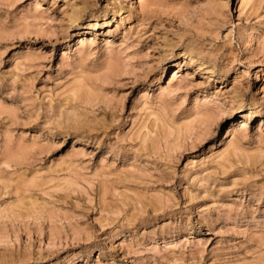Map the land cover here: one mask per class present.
<instances>
[{"label": "rangeland", "instance_id": "obj_1", "mask_svg": "<svg viewBox=\"0 0 264 264\" xmlns=\"http://www.w3.org/2000/svg\"><path fill=\"white\" fill-rule=\"evenodd\" d=\"M0 264H264V0H0Z\"/></svg>", "mask_w": 264, "mask_h": 264}, {"label": "bare ground", "instance_id": "obj_2", "mask_svg": "<svg viewBox=\"0 0 264 264\" xmlns=\"http://www.w3.org/2000/svg\"><path fill=\"white\" fill-rule=\"evenodd\" d=\"M259 78V77H258Z\"/></svg>", "mask_w": 264, "mask_h": 264}]
</instances>
